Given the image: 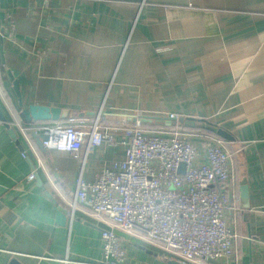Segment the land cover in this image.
I'll use <instances>...</instances> for the list:
<instances>
[{"label": "crops", "instance_id": "0c3cea01", "mask_svg": "<svg viewBox=\"0 0 264 264\" xmlns=\"http://www.w3.org/2000/svg\"><path fill=\"white\" fill-rule=\"evenodd\" d=\"M0 32L22 108L42 104L90 116L79 119L98 112L115 126L176 114L234 136L224 142L233 155L228 197L237 212L226 222L238 238L231 258L209 264H264V0H0ZM0 108L16 134L15 140L0 121V264L99 261L104 223L84 210L71 212L69 202L78 176L93 181L123 158L122 145L104 143L88 153L82 146L80 158L43 150L38 136L29 145L15 119L34 121L19 117L1 69ZM195 123L151 119L142 127L163 135L182 128L197 142L198 133L216 135L209 124ZM202 160L201 151L196 162ZM33 170L41 185L36 177L26 180ZM57 209L65 215L62 224ZM116 233L127 249L124 264L176 260L157 244Z\"/></svg>", "mask_w": 264, "mask_h": 264}, {"label": "built area", "instance_id": "2783aa9c", "mask_svg": "<svg viewBox=\"0 0 264 264\" xmlns=\"http://www.w3.org/2000/svg\"><path fill=\"white\" fill-rule=\"evenodd\" d=\"M104 119L98 113L90 119L28 124L15 119L29 145L32 135L41 136L43 148L67 151L75 158L81 157L82 146L88 153L104 143L122 145L123 158L112 160L93 181L78 176L69 202L71 212L81 209L104 223L102 256L92 264H124L127 249L117 231L159 245L182 264L231 258L238 232L226 216L237 212V204L228 197L234 164L224 140L207 132L198 133L197 142L182 128L163 135L146 132L138 120L115 126ZM201 151L203 160L196 162ZM21 155L26 157V151ZM35 175L31 171L26 180L33 181Z\"/></svg>", "mask_w": 264, "mask_h": 264}, {"label": "water", "instance_id": "95a60500", "mask_svg": "<svg viewBox=\"0 0 264 264\" xmlns=\"http://www.w3.org/2000/svg\"><path fill=\"white\" fill-rule=\"evenodd\" d=\"M0 44H2V32H0ZM0 69L1 71L5 74V79H7L11 85H12V90L17 98L18 106L21 108L19 112V117L24 120V121H42V120H51V121H57V120H68V119H79L81 117H90L87 115H84L82 112H72L68 108L64 107H59V106H48V105H42V104H29L22 108V100H21V94H20V89H19V82L18 80L14 77L12 74L11 70L5 67V61L2 53V46L0 45ZM98 112L94 113L92 116L95 117ZM151 119H156L161 121L162 123L166 125H175L177 124L178 126H187V127H193L197 121L205 122L209 124L211 127H213L215 130L216 135L221 137L225 141H233L235 138L231 134H229L226 130H224L222 127L214 125L210 122H208L205 119H199V118H194V117H183L180 116L176 119V117H165V118H160V117H148V116H140L138 118H134L133 122L138 120L141 123L151 120ZM0 121L4 123V125L7 127V131L9 135L16 140V134L14 133L13 129L9 127L7 121V117L3 113V111L0 108ZM38 145L39 147H42L41 145V136H38ZM18 142V140H17ZM19 143V142H18ZM243 145V144H242ZM241 145V146H242ZM20 148L22 149L23 147L20 145ZM44 150L45 148L42 147ZM184 165L181 164L179 167V171L183 172ZM36 180L38 181V184L41 185V179L39 175L36 173L35 175ZM45 194L51 198V194L46 191ZM240 198L241 201L245 204L247 203V185H246V179L243 178L241 180L240 184ZM56 217H57V222L58 223H64L65 222V215L64 213L60 210L57 209L56 211ZM168 264H182L177 260H170Z\"/></svg>", "mask_w": 264, "mask_h": 264}]
</instances>
